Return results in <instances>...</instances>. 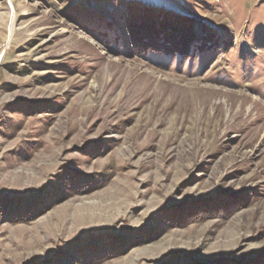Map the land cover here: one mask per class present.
I'll return each instance as SVG.
<instances>
[{
	"label": "rangeland",
	"instance_id": "374dc122",
	"mask_svg": "<svg viewBox=\"0 0 264 264\" xmlns=\"http://www.w3.org/2000/svg\"><path fill=\"white\" fill-rule=\"evenodd\" d=\"M0 264H264V0H0Z\"/></svg>",
	"mask_w": 264,
	"mask_h": 264
},
{
	"label": "trees",
	"instance_id": "16d2710c",
	"mask_svg": "<svg viewBox=\"0 0 264 264\" xmlns=\"http://www.w3.org/2000/svg\"><path fill=\"white\" fill-rule=\"evenodd\" d=\"M188 48H152V50L154 52H170L169 54H172V55H184L186 53H188ZM186 50V51H185Z\"/></svg>",
	"mask_w": 264,
	"mask_h": 264
}]
</instances>
